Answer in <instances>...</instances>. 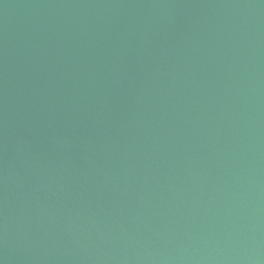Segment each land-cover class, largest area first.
Returning <instances> with one entry per match:
<instances>
[{
  "label": "water",
  "instance_id": "obj_1",
  "mask_svg": "<svg viewBox=\"0 0 264 264\" xmlns=\"http://www.w3.org/2000/svg\"><path fill=\"white\" fill-rule=\"evenodd\" d=\"M0 264H264V0H0Z\"/></svg>",
  "mask_w": 264,
  "mask_h": 264
}]
</instances>
